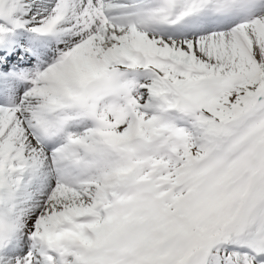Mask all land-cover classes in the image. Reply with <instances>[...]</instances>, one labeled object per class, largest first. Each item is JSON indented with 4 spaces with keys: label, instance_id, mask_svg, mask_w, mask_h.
I'll return each instance as SVG.
<instances>
[{
    "label": "snow or ice",
    "instance_id": "1",
    "mask_svg": "<svg viewBox=\"0 0 264 264\" xmlns=\"http://www.w3.org/2000/svg\"><path fill=\"white\" fill-rule=\"evenodd\" d=\"M0 264H264V0H0Z\"/></svg>",
    "mask_w": 264,
    "mask_h": 264
}]
</instances>
